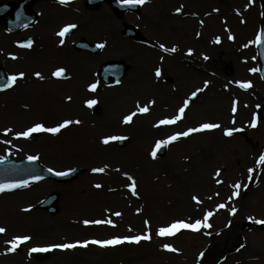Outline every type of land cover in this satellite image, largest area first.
I'll return each instance as SVG.
<instances>
[{
    "label": "rangeland",
    "instance_id": "1",
    "mask_svg": "<svg viewBox=\"0 0 264 264\" xmlns=\"http://www.w3.org/2000/svg\"><path fill=\"white\" fill-rule=\"evenodd\" d=\"M260 1L143 0L139 20L125 16L126 22L138 26L142 38L131 40L124 36L131 47L112 54L113 58L125 59L130 64L128 76L122 81L130 84V89L128 94L120 91L119 95L108 91L107 99L115 100L107 108H104V94L100 92L85 96V99L84 95L80 96L78 104L75 98L71 103L78 105L74 108L78 111L73 113L72 106H67L69 104L66 105L63 98L77 95L75 91L57 94L60 99L52 95V87L49 89L51 94H46L49 87L43 84H28L23 88L26 92L24 103L35 107L20 115L15 108H9L16 114L6 127L11 131H5L10 147L4 146L0 158L31 155L56 171L80 166L84 172L69 183L30 182L0 195V227L7 229L0 238V264H234L248 251V246L252 255H256L254 262L263 260V249L250 245L249 237L256 232L264 233V228L256 225L242 228L247 220L264 221V193L260 191L264 189V164L259 162L264 155V122L256 123L258 110L264 103V84L259 74L257 43L254 42L261 22ZM50 3L62 5L60 0H43L36 2L33 8L46 12L44 6ZM63 4L69 5L70 14L74 9L96 12L86 9L83 0H67ZM104 8L110 12L106 4L99 10ZM180 8L184 12L180 20L164 17L166 9L172 12ZM145 14L150 16V25L142 19ZM54 17L55 20H46L52 30L51 41L43 40L38 52L33 45L22 51L28 61L16 67L1 61L2 64L11 76L14 71L21 70L32 77V73L42 69L56 72L62 69L59 67L70 65L84 82L88 76L93 80L91 74L97 71L105 57L76 52L73 43L82 37L93 42L97 40L99 35L96 36L94 31L100 28L94 22H99L90 19L93 22L85 25L87 29L77 30L65 46L59 47L58 28L71 21L76 25L82 21L76 14L61 13ZM102 25L108 26L101 20ZM0 30L2 35L18 41L36 33L31 30L8 36L1 24ZM2 35L0 38L5 37ZM173 44L180 45L186 61L192 63L184 69L183 77L172 72V62L166 56L165 48L167 45L174 48ZM2 46L0 49L9 52ZM129 54L134 58L130 59ZM91 57L94 59L90 61ZM13 67L15 70L10 71ZM157 69L160 75L156 74ZM170 76L173 81L164 82ZM241 82L250 83V87H240ZM176 86L180 90L175 89ZM170 90H178L182 96L175 100ZM14 91L15 88L4 94L5 102L23 98ZM128 97L132 102L129 99L131 104L126 106L124 100ZM97 98L101 108L99 113L93 112L84 102ZM34 100L36 103L32 102ZM185 102L187 107L181 119L175 125L170 124L174 125L172 128L159 124L162 119L180 115L179 109ZM145 105L148 111L140 112ZM132 113H135L132 120L125 122L124 117ZM64 121L72 123L57 134L40 131L33 138L16 135L36 123L53 128ZM205 123L219 127L170 141L168 153L162 158L152 155L159 140H167L169 136L199 128ZM229 129H234L231 135L227 134ZM110 136L128 137L129 141L124 146L114 140L104 143ZM17 142L23 149L14 147ZM96 168H104L103 180L94 178L92 169ZM132 180L135 181L134 189L130 187ZM236 184L240 185L239 190L234 187ZM53 190L62 194L61 211L57 215L36 208ZM117 212L119 216L115 215ZM209 212L212 215L205 220ZM109 219L111 224L84 223L86 220ZM176 220L187 223L200 220L202 224L197 230L180 229L174 235L158 234L159 228ZM18 235H27L31 239L15 251H9L12 245L8 242ZM115 236L150 238L108 246L91 243ZM77 241L90 243L86 247L30 251L33 247ZM165 244L175 250L165 248ZM207 256L208 260L204 261Z\"/></svg>",
    "mask_w": 264,
    "mask_h": 264
},
{
    "label": "snow or ice",
    "instance_id": "2",
    "mask_svg": "<svg viewBox=\"0 0 264 264\" xmlns=\"http://www.w3.org/2000/svg\"><path fill=\"white\" fill-rule=\"evenodd\" d=\"M67 0H60V3H66ZM124 3H143V0H123ZM177 11H180V9H177ZM77 27L74 24H70L65 26L64 29H62V31L59 33L60 36H64L66 32H68L69 30L73 29ZM255 43L257 44H264V32H262L261 34L257 35L255 38ZM29 46H31V41H29ZM98 47H104L103 44L98 45ZM161 47H164L163 45H161ZM167 50V49H166ZM171 51H175V48L171 49ZM191 51V50H190ZM207 59V57H205ZM253 71H256L255 69H253ZM64 72V69H58L57 72L54 73V75L59 76L60 74H62ZM157 75H160V70L157 69ZM24 73H19L20 77H23ZM37 76H40V73H36ZM17 79V76H12L9 78V82L10 83H14ZM207 85V82H206ZM91 89L94 91L96 89V84H92ZM240 87L242 88H247L250 87V83H244L241 82L240 83ZM193 96L196 95L195 92L192 93ZM96 101L94 100H90L87 101V103L89 105L94 104ZM187 107V102H185V106L181 107L179 109V113L180 115H176L172 118H165L159 121L160 125H170V124H174L176 121H178L179 119H181L182 114L185 111V108ZM233 112L236 111V108L233 107ZM140 112H147L148 111V106L145 105L144 107L139 109ZM135 115V113H132L126 117H124L125 122H130L132 120V117ZM72 123V121H64L63 123H59L56 127L53 128H46L44 126V124L41 123H36L35 125H33L32 127H29L27 130L25 131H21V132H17L16 135L18 137H30L33 133L36 132H40V131H47V132H51V133H57L60 131V129L64 128L65 126H67L68 124ZM253 125H255V121H253ZM219 127V125L217 124H212V123H205L200 125L199 128H192V129H188L185 132H180V133H176L175 135L169 136L167 140H163V141H159L157 142V148H159L161 145H166L168 144L170 141H174L177 140L179 137L181 136H188L190 133L192 132H196V131H201L204 129H214ZM5 131H11V129H5ZM234 131V129H229L227 131L228 135H231L232 132ZM116 139H121L120 137H115V136H110V137H106L104 139V143H108L110 140H116ZM10 143V141H9ZM153 156L156 155L155 151L152 153ZM29 159L34 160L36 159V157L34 156H30ZM261 164H264V155H262L260 157V161ZM49 171H51V169H49ZM94 172H103L104 168H96L93 169ZM249 171L251 172L252 169H249ZM57 175H66L67 173H63V172H57ZM217 175H219V173H217ZM34 179H39V177H34ZM129 179L131 180L132 178L129 177ZM219 182V181H217ZM27 183V181H23L19 184H0V192H3L6 188H16V187H23L25 184ZM97 187H99V185H97ZM130 187H133V189L135 188V181L132 180V184L130 185ZM237 190H239L240 185L236 184L234 186ZM194 199H196L194 197ZM219 207H224V205H220ZM234 211V210H233ZM115 215L119 216L120 213H115ZM212 213L209 212L205 215L204 219L207 220L209 216H211ZM108 223L111 224L112 221L109 219L108 221H101V220H93V221H84L85 224H101V223ZM261 223H264V221H260ZM202 224V221L200 220H196L194 223H187L184 220H176L174 222H172L171 224L165 226V227H161L158 230V234L161 236H165V235H174L176 232L180 231V229H193V230H197ZM5 232V228L0 227V233ZM149 236H124V237H119V236H115L112 237L111 239H106V240H93L91 241V243L93 244H98L101 246H108V245H117L120 243H123L124 241H134V242H139L141 239H149ZM31 239V237L27 236V235H18L16 237H14L11 241H9L8 243H10L12 245L11 248H9V251H15L16 248L20 245L23 244L24 242H27ZM90 242L89 241H77L75 243H60V244H53L49 247H33L30 251L31 252H47L50 250V248H60V249H71V248H75L77 247V245L80 246H87ZM165 248H168L170 250H175L172 249L171 245L165 244L164 245Z\"/></svg>",
    "mask_w": 264,
    "mask_h": 264
},
{
    "label": "water",
    "instance_id": "3",
    "mask_svg": "<svg viewBox=\"0 0 264 264\" xmlns=\"http://www.w3.org/2000/svg\"><path fill=\"white\" fill-rule=\"evenodd\" d=\"M36 0H21L16 4L5 3L0 4V18L5 17L7 14H12L10 20H6L5 23L8 25L10 30H20L25 26L32 24L36 19V14L30 11L31 5ZM87 4L92 7H97L102 4L105 0H87ZM114 6H120V13H123L127 9H131L132 11H139L140 7L137 3H119L117 0H108ZM262 11H263V22L261 25V33L264 32V1L261 2ZM127 31L130 32V35L134 37H138L139 34L129 28ZM29 41H26L28 43ZM84 46L82 44L79 45ZM260 51V60H261V73L264 78V44H259ZM118 70V69H117ZM125 67L122 68L121 72L117 74L118 77H121L124 74ZM0 88L7 87L11 83L9 79L2 73L0 70ZM261 119H264V106L261 108ZM119 144H124L126 140H118ZM158 154H165V145H161L158 148ZM81 172L80 168H75L70 172H67L66 175H57L56 173L49 171L43 167H41L37 160H20L15 161L10 158L5 161L0 162V184H19L23 181H28L30 179H34V177L45 178L51 177L58 181H69L75 179L77 175ZM59 201V194L53 193L51 194L44 202L40 204L39 207L46 208L53 214L59 211L57 206V202ZM247 225V224H246Z\"/></svg>",
    "mask_w": 264,
    "mask_h": 264
},
{
    "label": "bare ground",
    "instance_id": "4",
    "mask_svg": "<svg viewBox=\"0 0 264 264\" xmlns=\"http://www.w3.org/2000/svg\"><path fill=\"white\" fill-rule=\"evenodd\" d=\"M52 6H54V4H52ZM58 11H60V10H58ZM84 13H85V15H84V17H88V18H90V19H92V18H96L95 20H102V21H104V22H106L107 23V25L108 24H110L111 23V21H112V18H111V16L109 15V14H107L106 13V11H105V9H102V10H100V11H98V12H93V13H91L90 15H88L87 14V12H85V11H83ZM44 17H48V15L46 14ZM83 17V18H84ZM87 19V18H86ZM93 20V19H92ZM95 20H93V21H95ZM146 20L147 21H149L150 20V16H147L146 17ZM93 21H91L90 20V22H93ZM86 20L83 22V25H82V28L84 27V29H85V24H86ZM96 25H98L99 27H101L97 22H94ZM91 24V23H90ZM87 25V24H86ZM112 27H113V24H112ZM4 38V37H3ZM181 38V37H180ZM8 42V40L7 39H3V41H1V39H0V46H1V44L2 43H7ZM124 44H126L127 46H124ZM128 45H129V43L127 42V41H122V42H119V43H117L116 44V47H123V48H126V47H128ZM145 51V50H144ZM152 52H155L154 50L152 51ZM151 52V53H152ZM64 83V82H63ZM123 89V90H122ZM129 89H130V87H129V85H126L125 87H119V88H115V90H117V91H124L125 93H127L128 94V92H129ZM113 90V89H112ZM55 91H59L58 89L57 90H55ZM54 91V93H56ZM119 92H117L116 94H119ZM130 94V93H129ZM112 95V94H111ZM60 98V97H59ZM129 97H128V99H125L124 100V103H125V105L127 106L128 105V103H130V102H132V99H130V102H129ZM111 101H113V100H111ZM131 104V103H130ZM67 105V104H66ZM67 106H69V107H71L72 106V110H71V112H76V111H78V109H74V108H77V104H75L74 106H73V104H71V105H67ZM77 113V112H76ZM78 114H79V112H78ZM93 170V169H92ZM93 176H94V178H100L99 180H103L104 178V176H105V172L103 171V172H94L93 171ZM260 191L262 192V193H264V189L263 190H261L260 189ZM252 204L254 205L255 203H254V201H252ZM251 204V205H252ZM249 240H250V245H254V246H257V247H259L260 248V250L261 249H263V253H264V233L263 232H256V233H253L250 237H249ZM241 252V251H240ZM246 253H244V255H242V256H239L238 257V259H239V261L238 262H236V263H234V264H264V258H263V260H260V261H255L254 262V256H256V255H252V250H251V247H249L248 246V251L246 250L245 251ZM243 253V252H242ZM208 256L205 258V259H203L204 261H207L208 260ZM249 259H251V261H253V262H248V260ZM189 261V260H188Z\"/></svg>",
    "mask_w": 264,
    "mask_h": 264
},
{
    "label": "flooded vegetation",
    "instance_id": "5",
    "mask_svg": "<svg viewBox=\"0 0 264 264\" xmlns=\"http://www.w3.org/2000/svg\"><path fill=\"white\" fill-rule=\"evenodd\" d=\"M111 18H112V21L115 20V19L116 20H118V19L121 20V18L117 17L114 14L112 15ZM48 24H49V22L45 21L43 23V26H48ZM113 25H114V27L111 28V32L110 33H106L105 32L104 35L101 36V39H102V43H104V45H105V49H111L113 51H116V50H118V48L116 47L115 44H113V42H115L117 39H119L120 33H119L118 28H117V24H114V22H113ZM17 60H21V59L7 60V61H17ZM27 80H28L27 74L24 73L23 77H20V79H19V84L23 85V84H25L27 82ZM71 81H73V76L71 78ZM79 82H80V84H79ZM79 82H73V84H75L76 86H79L80 88H82L84 90L86 88V84L83 81V78ZM66 87H69V85H67ZM10 104L11 103H9V102H5L3 100H0V106L3 107V108L9 107Z\"/></svg>",
    "mask_w": 264,
    "mask_h": 264
}]
</instances>
